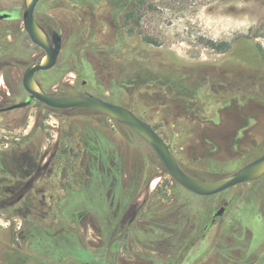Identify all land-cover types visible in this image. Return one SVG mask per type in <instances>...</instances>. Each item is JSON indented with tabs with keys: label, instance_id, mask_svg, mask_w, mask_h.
Listing matches in <instances>:
<instances>
[{
	"label": "rangeland",
	"instance_id": "374dc122",
	"mask_svg": "<svg viewBox=\"0 0 264 264\" xmlns=\"http://www.w3.org/2000/svg\"><path fill=\"white\" fill-rule=\"evenodd\" d=\"M26 1L0 0V11L23 14ZM110 1H39V25L48 37L54 31L62 37L57 66L38 76L51 94L104 89L109 102L154 126L182 168L200 180L227 178L263 156L264 65L244 43L264 51V0H146L137 35L129 32L134 24H125L128 5ZM5 26L12 32L0 68V107L27 99L23 75L44 56L23 20ZM208 42L228 43L230 51L219 53ZM140 46L153 60L135 59ZM191 70L199 74L196 85L187 82ZM245 71L259 76L250 80ZM31 108L23 122L19 112L0 113V264H264V178L197 198L172 180L140 136L114 120L89 110ZM18 155L33 173L24 169L29 181L12 194ZM132 166L155 174L136 202L149 204L155 216L134 227L124 219ZM62 167L70 185L63 189L55 177L51 212L47 196L32 190L29 197L30 182ZM4 181L11 188L6 195ZM154 189L162 194L160 207ZM221 201L228 212L205 231ZM120 206L124 215L116 223Z\"/></svg>",
	"mask_w": 264,
	"mask_h": 264
},
{
	"label": "water",
	"instance_id": "95a60500",
	"mask_svg": "<svg viewBox=\"0 0 264 264\" xmlns=\"http://www.w3.org/2000/svg\"><path fill=\"white\" fill-rule=\"evenodd\" d=\"M40 0L26 3L23 12V26L32 44L44 51L46 61L33 64L23 75V86L30 97L49 108L60 110H89L104 115L117 123L135 130L145 139L159 156L170 176L186 190L199 196H214L242 184L258 181L264 177V155L245 165L229 177L220 180H200L187 174L170 150L165 140L152 125L129 108L109 102L93 94L58 97L44 92L36 76L54 69L62 50V37L54 31L50 37L43 31L36 19V9ZM6 15H0V20ZM16 108L10 107V109Z\"/></svg>",
	"mask_w": 264,
	"mask_h": 264
},
{
	"label": "flooded vegetation",
	"instance_id": "af4514ba",
	"mask_svg": "<svg viewBox=\"0 0 264 264\" xmlns=\"http://www.w3.org/2000/svg\"><path fill=\"white\" fill-rule=\"evenodd\" d=\"M0 15H6V17L2 20H0V68L2 66V61L6 60V55H5V49H6V41H7V34H10L12 31L10 28H7L5 26V23L6 22H12V23H18L20 22L21 20H23V14H21L20 11H18L17 9L15 10H9V11H0ZM10 32V33H9ZM61 55V54H60ZM53 70V69H52ZM43 73V72H41ZM39 73L36 78H37V82L39 84V79H38V76L41 74ZM23 81V79H22ZM86 83L84 82L83 85H85ZM22 86H23V83H22ZM24 88V86H23ZM25 90V89H24ZM26 92V90H25ZM27 94V99L25 101H21L19 103H16L14 105H11V106H8V107H0V113H11V112H19V119L23 122L25 121L26 119V114H28V112L30 110H33V108H31V105L33 104H39L41 105L42 107H45V109L50 112V113H54L55 111H61L60 109H53V108H49L47 107L46 105L32 99L30 97V95L26 92ZM50 94V93H49ZM53 95V94H52ZM76 95V94H75ZM87 95V94H86ZM94 95V94H93ZM56 96V95H55ZM65 96H70V95H65ZM58 97H64V96H58ZM16 108H12L10 109V107H15ZM22 111H25V113H21ZM64 111V110H63ZM104 116V115H103ZM106 117V116H105ZM118 125L124 127V128H127L129 129L133 134H137L138 136H140L135 130H133L132 128L126 126V125H123V124H120V123H117ZM24 123H22L20 126H23ZM151 125V124H150ZM154 128V126H152ZM154 130L162 137V134L159 133L155 128ZM33 132H31L30 134L27 135L26 137V140H31L33 139ZM141 137V136H140ZM142 138V137H141ZM163 138V137H162ZM143 139V138H142ZM164 139V138H163ZM149 146L150 144L145 140L143 139ZM165 140V139H164ZM23 140H19L17 141V145L19 147H22V142ZM104 141V140H103ZM166 142V141H165ZM167 143V142H166ZM168 145V144H167ZM169 146V145H168ZM151 147V146H150ZM128 148V147H127ZM170 148V146H169ZM151 149L154 151V149L151 147ZM129 150V149H128ZM171 150V148H170ZM172 151V150H171ZM129 152V151H128ZM154 153L157 155V153L154 151ZM173 153V152H172ZM174 154V153H173ZM158 156V155H157ZM175 156V155H174ZM176 157V156H175ZM159 158V156H158ZM16 162H14V169H15V178H14V183H15V186L13 185L14 187V190L12 191V194H17V190L16 189H23V185L24 183H28L29 180L27 179H24L23 175H22V171L24 169H26L27 171H29L30 173H33V171H31V169L29 167H27V165H23L22 167V163H21V160H23L24 158L22 156H17L16 157ZM42 159V157H41ZM160 159V158H159ZM177 159V158H176ZM132 160H135V159H131L129 156L126 157V161L129 162V163H132L131 161ZM143 160V158H142ZM178 160V159H177ZM54 161V160H53ZM53 161H48L47 164L53 162ZM136 161V160H135ZM141 161V160H140ZM161 161V160H160ZM179 162V161H178ZM162 163V161H161ZM25 164V163H24ZM53 164L52 163V169H53ZM163 164V163H162ZM180 164V163H179ZM133 165V164H132ZM164 166V165H163ZM182 167V166H181ZM135 167L132 166V169H133V172H134V175H131L130 177L132 178L130 184H129V187L125 188V200L127 199L128 201H131V205L128 209V212L125 214L124 216V219H127V224H130L129 226H132L134 227L135 226V222L137 223H145L148 221V219L150 218V216H155V214H151V207L150 205L148 204V206H146L145 204L143 206H139L137 207L136 205V202L139 200V196L144 193L145 191H147V189L150 188V186L152 185L153 183V179L155 178V174H147L144 172V168H141L139 167L138 169H134ZM165 168V166H164ZM166 169V168H165ZM183 169V168H182ZM54 170V169H53ZM53 170H51V172L48 174V175H44L42 176L41 178H39V180L37 179V176L38 174L33 178V180H31L30 183H34L33 184V187L31 189V192L28 193L29 197L32 198V196L34 195H45L47 196V198L45 197V200H46V203H43L45 207L48 208V210H50L51 212L54 211V208H55V204L53 203V197L51 198V204H50V201H49V197L48 195H53V191L55 189V177H57V179H59V181L62 180V183L60 186H62V188H67L69 185H70V179H67V177L65 176L66 173L62 168H59L57 173L54 172ZM135 170V171H134ZM184 170V169H183ZM48 171V170H47ZM167 171V169H166ZM185 171V170H184ZM68 172V171H67ZM168 172V171H167ZM186 172V171H185ZM19 173V174H18ZM187 173V172H186ZM169 174V173H168ZM188 174V173H187ZM170 175V174H169ZM46 176V177H45ZM191 176V175H190ZM23 177V178H22ZM171 177V176H170ZM153 178V179H152ZM172 178V177H171ZM264 178V177H263ZM262 178V179H263ZM24 179V180H23ZM260 179V180H262ZM172 180L178 184L173 178ZM259 181V180H258ZM9 181H4L2 187L5 189V195H6V192H8V190H10V186L7 185ZM256 182V181H254ZM252 183V182H251ZM247 184H250V183H247ZM179 187L182 189L183 187L178 184ZM242 185H245V184H242ZM6 188H8L6 190ZM41 189V190H39ZM184 190H186L185 188H183ZM236 187L234 188H231L223 193H220V194H217V195H214V196H208L210 197L211 199L212 198H215V197H218L220 195H223L227 192H230V191H235ZM32 190L34 191V193L32 192ZM39 190V191H38ZM156 190V192H158L157 195H159L158 197L160 198L157 205L155 206H161L162 205V198H161V195L159 193V189H154ZM38 191V192H37ZM187 192H189L190 194H192L193 196L197 197V198H201V197H204V196H199V195H196L188 190H186ZM37 192V194H36ZM155 195L156 197V194H152V196ZM123 197V194L121 195L120 194V198L119 200H121V198ZM203 199V198H202ZM117 211L115 212V221L116 223L120 222L121 218L123 217L124 215V211L123 209L120 207H118L116 209ZM228 212V205L225 201H221V205L219 207V209H217L210 217V222L206 224L205 226V231H207L209 229V227H213L215 225L218 224L219 222V219L223 218L226 213ZM135 220V221H134ZM130 228V227H129ZM205 236V235H204Z\"/></svg>",
	"mask_w": 264,
	"mask_h": 264
},
{
	"label": "trees",
	"instance_id": "16d2710c",
	"mask_svg": "<svg viewBox=\"0 0 264 264\" xmlns=\"http://www.w3.org/2000/svg\"><path fill=\"white\" fill-rule=\"evenodd\" d=\"M110 2L117 4L119 8L128 5V7L123 11L124 15H125V24L126 25L134 24V27L132 29H130L129 32L132 35H134V34L137 35L138 32L136 31V29L141 27V17H139L138 13L144 7L147 6V1L146 0H111ZM150 8H152V7L150 6ZM143 41L146 44H151L154 46L157 44L156 41H154L152 38H149V37H143ZM208 44H209L210 48L214 49L215 51H217L219 53H227L230 51V46L228 43L208 42ZM244 44L246 45V47L250 51V53L253 54L254 57L257 58L262 63L261 65H264V51L262 50V47L258 44L253 43V42L252 43L246 42ZM135 53L137 54V57H135V59L137 61L148 62L149 60L150 61L153 60V58L150 55H147V53L145 52V49L142 46H140V49L136 50ZM159 66H162V65H159ZM178 66H177V63H175L173 68L179 69ZM162 68H164V67H162ZM184 69H187V68H184ZM191 71H189L185 74L186 79H188L187 82L192 84V85H196L197 81L198 82L200 81L199 74L197 71H192V72ZM236 73H238V70L236 71ZM42 74H45V72L41 73V75ZM240 74H241V72H240ZM242 74H243V72H242ZM174 75H175V73H174ZM245 75L250 80H255L259 76L257 71H250V72L245 71ZM92 81L90 80V82H92ZM39 85L44 92L51 94V92L48 90V87L46 85H44L42 82H39ZM71 91H74V89H71ZM105 94H106L105 90L102 88L96 87L94 89V95L99 96V97L107 100V98H105ZM114 101H115L114 103L119 102L117 100H114Z\"/></svg>",
	"mask_w": 264,
	"mask_h": 264
},
{
	"label": "bare ground",
	"instance_id": "6f19581e",
	"mask_svg": "<svg viewBox=\"0 0 264 264\" xmlns=\"http://www.w3.org/2000/svg\"><path fill=\"white\" fill-rule=\"evenodd\" d=\"M30 1H31V0H27L28 3H30ZM41 60H42L43 62H45V61H46V57L43 56Z\"/></svg>",
	"mask_w": 264,
	"mask_h": 264
}]
</instances>
